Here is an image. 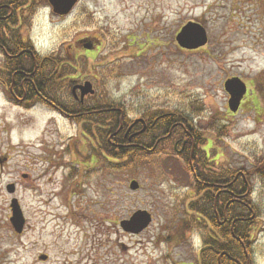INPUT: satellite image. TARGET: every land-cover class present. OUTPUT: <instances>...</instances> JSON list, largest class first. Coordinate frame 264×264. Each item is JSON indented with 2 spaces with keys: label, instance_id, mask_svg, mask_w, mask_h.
<instances>
[{
  "label": "rangeland",
  "instance_id": "rangeland-1",
  "mask_svg": "<svg viewBox=\"0 0 264 264\" xmlns=\"http://www.w3.org/2000/svg\"><path fill=\"white\" fill-rule=\"evenodd\" d=\"M22 15L29 20L20 34L37 54L78 61L80 81L128 119L155 110L184 114L210 140L207 167L248 171L264 158V92L256 87L264 88V0H78L64 15L48 2ZM189 21L207 33L193 51L174 38ZM4 62L0 48V264H189L202 242L196 230L182 229L200 197L181 143L146 142L135 165L109 168L113 158L65 116L69 109L11 97L1 83ZM232 77L247 88L236 113L223 88ZM249 177L253 263L264 264V179ZM12 198L25 218L21 233L8 220ZM138 209L151 215L149 225L123 231L119 222Z\"/></svg>",
  "mask_w": 264,
  "mask_h": 264
},
{
  "label": "trees",
  "instance_id": "trees-1",
  "mask_svg": "<svg viewBox=\"0 0 264 264\" xmlns=\"http://www.w3.org/2000/svg\"><path fill=\"white\" fill-rule=\"evenodd\" d=\"M42 3H47V1H0V48H2L5 56L2 67L5 74L3 82L6 84L11 97L14 93L25 94L22 101L27 103L46 99L49 101H47L48 103L51 102L56 109L64 113L67 112V109L75 114L82 110H92L93 112L77 114L74 117L81 123L82 131L89 134L91 139H98L97 145L106 150L107 154L113 158L109 168H122L126 166L127 161L134 162L135 165V161L142 159L146 154V142H150L149 147L152 148L159 145L163 140H170L172 144V138L180 137L178 139L180 143L186 139L184 151L180 155L185 159L188 169H190L188 161L190 159L192 161L195 171V174H192L194 178L193 187L196 193L201 189L198 182L200 178L212 182L216 178L220 181L225 176V183H227L230 171H223L224 174L215 177V173L201 170L198 166L207 165L206 155L201 146L209 139L205 138L199 129L189 123L184 114L172 112L173 115L162 117L154 128L138 136L130 137V131L127 135H125V131L132 120L127 118L119 104L101 101L94 96H90L94 99L84 105L73 101L69 88L76 82L74 81L75 78L81 79L83 77L81 70L77 69L78 73H76L75 65L78 61H71L64 55L40 56L36 53L31 40L29 38L24 40L20 34V26H25L29 20V16L23 17L22 10L25 8L32 13L35 7ZM16 24L19 27L15 28ZM25 77L27 79H24ZM256 87L260 93L264 92L261 85L258 84ZM63 92L66 94L64 98L61 96ZM67 94L70 98L61 101L67 97ZM147 113L145 115H148ZM148 116L153 118L155 115L150 114ZM174 116L178 118V121L183 122L184 128L178 127V125L173 126ZM169 131H171L170 134H168ZM164 134H168V136L160 138ZM138 142L140 145H134ZM132 169L134 170V168ZM240 169L244 174H238L239 169L235 170V201L230 203L229 209L227 208L225 213L221 211L222 207H220L218 218L212 209L215 190L204 194L202 208L197 206V201L189 205L192 213L186 220L182 231L196 230L199 233L204 246L201 250L202 264H254L251 232L256 207L251 200L252 186L249 176L250 173H255L264 179V158L256 159L254 166L248 171L244 168ZM229 198L228 191H221L218 194L220 200L227 201ZM206 199L209 201L208 205L205 203L207 202ZM211 235L213 236L211 237ZM212 254L213 256H211ZM214 254L220 256L219 260L215 259Z\"/></svg>",
  "mask_w": 264,
  "mask_h": 264
},
{
  "label": "water",
  "instance_id": "water-1",
  "mask_svg": "<svg viewBox=\"0 0 264 264\" xmlns=\"http://www.w3.org/2000/svg\"><path fill=\"white\" fill-rule=\"evenodd\" d=\"M50 5L52 11L58 15H64L69 13L78 0H46ZM175 41L180 48L186 50L197 49L207 43V33L205 28L197 22L189 21L182 25L175 34ZM85 48H89L85 45ZM224 90L227 92L229 98L227 101L228 108L235 112L239 106V102L242 96L246 92V85L243 81L236 77L228 78L223 83ZM76 90H79V97L76 94ZM71 93L74 98H78L82 103L83 99L88 94H93L94 89L90 81H84L80 84H75L71 88ZM141 119H135L127 130ZM144 128V127H143ZM141 129L139 132H142ZM2 159L0 160L1 163ZM130 189H137L138 183L135 180L130 181ZM8 193H13L15 190L14 184H8L6 186ZM9 223L16 233H21L24 228L25 219L22 214L21 208L16 200L12 198L10 200V216ZM151 221V215L145 210L134 211L128 219H123L119 222V226L123 231L138 233L145 229ZM42 258H45L44 256Z\"/></svg>",
  "mask_w": 264,
  "mask_h": 264
},
{
  "label": "flooded vegetation",
  "instance_id": "flooded-vegetation-1",
  "mask_svg": "<svg viewBox=\"0 0 264 264\" xmlns=\"http://www.w3.org/2000/svg\"><path fill=\"white\" fill-rule=\"evenodd\" d=\"M24 79H27V78L25 77ZM1 81H2L1 83L3 84L4 83L3 82V79H1ZM79 82H82V81H79ZM79 82H75V83H79ZM75 83H73V84H75ZM73 84H72V86H73ZM77 92L79 93V91H77ZM245 95H246V93L244 94V96ZM244 96L242 97V99L244 98ZM24 97H25V94L20 95L18 93H14V95H12V98L14 100H17V101L23 100ZM242 99L240 100L239 106L241 105ZM73 100L75 102H78L79 103V100L76 99V98H74V97H73ZM90 112H93V111L92 110H90V111L89 110H87V111L86 110H82V111H79L76 114L73 113V112H71V113H68L66 115L64 114V115L73 118L77 114H80L81 115V114L90 113ZM146 113L147 112L142 113L138 117L141 120L138 121L135 125H133L130 128L131 129L130 130V135L133 134V136H138L139 134H143L145 131L154 128V126L156 125V123L159 122V120L162 117H164L166 115H173L172 112H161V111L155 110L153 112H148L147 113L148 115H150V114L155 115V116H153V118H150V116L145 115ZM142 115H144V116H142ZM173 120H175L174 123H173V126L178 125V127H181V128L183 127L184 128L183 122L178 121V118L176 116H174V119ZM134 127H135V129H134ZM141 129H143L142 133L139 132ZM170 133H171V131H169L168 134H170ZM127 134L128 133L125 132V135H127ZM168 134L167 135L166 134L161 135L160 138H166L168 136ZM185 140L186 139H183L182 142H181V145H180V148H179V154L184 151V147H185V143H186ZM209 141L210 140H207V142L204 143L201 146L202 151L204 150L205 153H206V151L208 152V148L210 146V142ZM177 143H179V140L178 139L173 141V147H174V149L177 147ZM134 145H140V143L139 142L138 143H134ZM206 159H208V158L206 157ZM188 164H190L191 174H195L194 167H193V164H192L191 159L188 161ZM198 166L201 168V170H206L208 172H212L213 174L215 173L214 174L215 177H218V176L224 174L223 171H227V170L230 171L229 172V178H228L227 183H225V181H226V177L225 176L220 181H219L218 178H216L215 181H212V182L203 180L202 178L198 179V182L200 183L201 189L197 193L198 196L200 197L199 200L197 201V206L199 208H202L203 207V204H204V198H203L204 194L209 193V192H213L215 190V192L213 194L214 201L212 203V209L217 214V218H218V212L220 211L219 210L220 207H222L221 208V211L223 213H225L226 210H227V208L229 209L230 203H233L235 201L234 184H235V179H236V173H235V170L236 169L228 166V167H226V169L216 170V169H211V168L207 167V165H204V166L198 165ZM238 174H244L243 171H242V169H239L238 170ZM221 191H224V192L228 191V194L230 195V198L227 201L218 199V194ZM206 201L207 202H205V203H206V205H208V202H209L208 199H206ZM212 236L213 235H211V237ZM203 248H204L203 243H201V247L196 248L195 253H192L190 255L191 256V260H190V263L189 264H202V254H201V250ZM211 256H213V254ZM214 256H215V259L219 260V257H220L219 255L214 254Z\"/></svg>",
  "mask_w": 264,
  "mask_h": 264
}]
</instances>
